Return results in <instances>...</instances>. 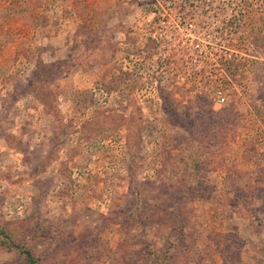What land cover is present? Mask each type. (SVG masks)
Wrapping results in <instances>:
<instances>
[{
  "label": "rangeland",
  "instance_id": "374dc122",
  "mask_svg": "<svg viewBox=\"0 0 264 264\" xmlns=\"http://www.w3.org/2000/svg\"><path fill=\"white\" fill-rule=\"evenodd\" d=\"M0 220L61 262L264 264V0H0Z\"/></svg>",
  "mask_w": 264,
  "mask_h": 264
},
{
  "label": "trees",
  "instance_id": "16d2710c",
  "mask_svg": "<svg viewBox=\"0 0 264 264\" xmlns=\"http://www.w3.org/2000/svg\"><path fill=\"white\" fill-rule=\"evenodd\" d=\"M59 62H55L52 63L48 66H44L43 68L46 70L48 69V74L44 76V78L47 80L49 78H52L53 75L56 74V72L59 70L58 67ZM39 78V76H38ZM215 130H210L212 134H216V135H220L221 130L219 128V126H217V128H214ZM201 137L200 138V143L203 147L200 146V151L198 153L202 154V150L203 148L207 147L208 144L209 145H218L217 142H212V139H214L215 136H211L210 132L207 131H202L200 132ZM198 137V136H195ZM210 137V138H209ZM126 148L128 149V151L130 152L131 157L134 158L133 152L135 150V142H134V138H133V133H128L126 136ZM199 164L196 165V168H199ZM197 173L200 174V171H197ZM202 176H200V182L197 181L195 183V188L199 187V191L201 190L200 187H202ZM203 193V190L201 192V194ZM133 194L135 196L138 195V193L136 191L133 190ZM139 195L136 197V200L134 202V204L131 207V210H137V206L139 205ZM130 212V210H129ZM131 217V213L129 214ZM147 217V216H146ZM58 227H62V228H67V223L63 224V225H59L56 226V228ZM72 230L73 228H67L66 231H68L69 234H72ZM43 234H37L35 233V230H32L31 225L29 224V222H26L25 220H15V221H3L0 220V250L4 251V252H12L15 251L17 252L18 255L23 257L22 263L21 264H81L82 262H84L85 260H87V255L88 252L86 254V251H82L80 253V255L78 256L77 260L68 262L67 261H63L61 262V260H57L56 258H54V256L52 257L47 251H42L39 253H35V250H33L36 246L35 243H31V240L28 238H37L36 241L38 239H43L45 241H47L49 239V241L53 240V236L49 235L48 233L42 232ZM88 242H90L88 240ZM93 243V244H91ZM167 250H166V254H171L174 251V247L176 248V245H174L172 242H167ZM93 247H96V244L94 243V241L91 240L90 244L87 246L86 250H91ZM164 261V262H163ZM163 261L159 262L160 264H167V259L164 258ZM158 263V264H159Z\"/></svg>",
  "mask_w": 264,
  "mask_h": 264
},
{
  "label": "built area",
  "instance_id": "2783aa9c",
  "mask_svg": "<svg viewBox=\"0 0 264 264\" xmlns=\"http://www.w3.org/2000/svg\"><path fill=\"white\" fill-rule=\"evenodd\" d=\"M212 99L216 104H222L224 102V96L220 90H216L213 93Z\"/></svg>",
  "mask_w": 264,
  "mask_h": 264
}]
</instances>
